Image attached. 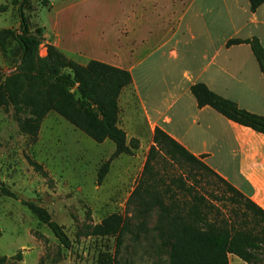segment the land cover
I'll return each instance as SVG.
<instances>
[{
  "label": "rangeland",
  "instance_id": "rangeland-1",
  "mask_svg": "<svg viewBox=\"0 0 264 264\" xmlns=\"http://www.w3.org/2000/svg\"><path fill=\"white\" fill-rule=\"evenodd\" d=\"M20 1L0 0V29L19 26ZM22 10L31 29L45 30L40 55L55 35L66 49L64 54L81 64L88 56L121 63L136 60L133 79L142 92H172L166 80H178L184 86L193 76L191 66L184 68L187 77L182 76V68L175 67L182 57L179 49L177 57L169 51L170 45L163 49V56L152 51L166 38V29L153 20L152 0H28ZM133 28L138 33L132 34ZM18 53L14 42L5 50L0 48V72L12 69ZM181 106L186 117L181 126L186 125L188 136L195 141V122L199 120L189 89L166 114L174 121ZM113 150L111 141L95 142L53 112L43 119L36 141L31 142L20 130L12 107L0 109V183L16 193V197L0 194V255L6 257L4 264H167L166 250L151 231H139L135 237V223L130 232L122 234L119 246L113 236L87 233L88 226L104 216L125 213L147 148L114 158L98 183V169ZM29 160L41 170L36 171ZM23 201L44 208L62 227L69 246H63L45 224L39 223ZM146 224L150 226L151 219ZM108 256L114 261H108ZM227 259L228 264H248L233 254Z\"/></svg>",
  "mask_w": 264,
  "mask_h": 264
},
{
  "label": "trees",
  "instance_id": "trees-1",
  "mask_svg": "<svg viewBox=\"0 0 264 264\" xmlns=\"http://www.w3.org/2000/svg\"><path fill=\"white\" fill-rule=\"evenodd\" d=\"M17 7L19 26L0 29V48L14 42L19 50L12 69L0 72V109L11 106L20 130L31 142L37 139L42 119L53 111L95 142L114 144L97 172L100 183L110 162L120 154L133 155L137 138L127 139L118 126V97L132 83L127 69L89 59L85 64L67 57L54 44L39 54L43 27L31 29ZM49 0H43L47 3ZM250 10L263 0H248ZM248 44L264 77V47L255 36L232 38L226 43ZM198 107L210 106L240 125L264 134V115L247 111L204 83L189 86ZM36 171L41 167L29 160ZM0 194L16 193L0 183ZM65 247L70 242L51 215L32 202H22ZM151 219V225L146 220ZM135 223V224H134ZM148 229L166 250L167 264H228L233 254L248 264H264V209L188 151L180 142L155 127L141 173L126 201L124 214L112 212L88 226V234L113 236L119 246L122 234ZM108 261H114L108 256ZM6 261L0 255V264Z\"/></svg>",
  "mask_w": 264,
  "mask_h": 264
},
{
  "label": "crops",
  "instance_id": "crops-1",
  "mask_svg": "<svg viewBox=\"0 0 264 264\" xmlns=\"http://www.w3.org/2000/svg\"><path fill=\"white\" fill-rule=\"evenodd\" d=\"M152 7L153 20L166 29V38L152 51L163 56V49L170 45L169 51L177 57L179 49L182 57L176 60L175 67L179 71L182 68V76L187 77L184 68L191 66L193 76L184 86L178 80H166V87L170 85L172 92H142L133 79L136 60H101L127 69L132 76V83L118 97V126L127 139H138L140 149L148 148L154 128H161L264 209V134L227 119L210 106L198 107L195 101L199 121L195 122L193 141L186 125L181 126L186 118L184 106L174 113V121L166 114L191 84L202 82L238 107L264 115V77L249 45H226L232 38L255 36L264 47V0L255 11L250 10L248 0H152ZM131 33L138 31L133 28ZM52 38L50 43L64 53L66 49L58 36ZM167 95L169 98L165 99L163 96ZM106 141L110 140L101 143Z\"/></svg>",
  "mask_w": 264,
  "mask_h": 264
},
{
  "label": "water",
  "instance_id": "water-1",
  "mask_svg": "<svg viewBox=\"0 0 264 264\" xmlns=\"http://www.w3.org/2000/svg\"><path fill=\"white\" fill-rule=\"evenodd\" d=\"M42 31L44 32L45 30L43 29Z\"/></svg>",
  "mask_w": 264,
  "mask_h": 264
}]
</instances>
